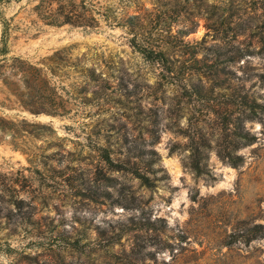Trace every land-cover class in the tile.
Returning <instances> with one entry per match:
<instances>
[{
    "label": "rangeland",
    "instance_id": "374dc122",
    "mask_svg": "<svg viewBox=\"0 0 264 264\" xmlns=\"http://www.w3.org/2000/svg\"><path fill=\"white\" fill-rule=\"evenodd\" d=\"M5 18L0 264H264V0L2 1L0 41Z\"/></svg>",
    "mask_w": 264,
    "mask_h": 264
},
{
    "label": "trees",
    "instance_id": "16d2710c",
    "mask_svg": "<svg viewBox=\"0 0 264 264\" xmlns=\"http://www.w3.org/2000/svg\"><path fill=\"white\" fill-rule=\"evenodd\" d=\"M2 1H10V0H0V3ZM94 18V17H93ZM71 22L78 25H93L92 21L89 19H80V18H73V17H65L62 20H59L58 17L55 19L50 20V23H57V22ZM4 31L2 34V38L0 41V62H5L7 59H9L11 56H9L10 47L8 43V30L10 28V22L8 19L5 18L4 20ZM133 45L147 58L152 61L157 62L164 74L169 77H175L180 78L177 72L176 63L175 60L172 58L171 55L167 53V51L163 49H154L152 47H149L147 45H143L136 40L133 41ZM1 65H4V63H1ZM232 103L238 104L244 111L246 110H252L255 108L256 99L251 98L249 94H245L242 99L238 101H233ZM257 104V103H256ZM55 112V111H54ZM250 114V113H249ZM246 115V116H249ZM219 116V114H218ZM225 128L232 131L233 134L236 135L235 138H237V141L235 142L237 146H240L241 144H245L250 140V138L253 136L250 132V130L246 129L244 126V123L242 121L240 123H233L231 124L229 121H226V124L224 125ZM247 141H242V140ZM102 150V156L103 158L108 162L109 166L112 168H125V165L123 163H118L114 160V158L111 155V149L106 146L100 147ZM136 174L141 177V179L144 182L148 181V176L142 173L141 171H135ZM264 229V223H259L254 226L253 230V236H256ZM65 238V237H64Z\"/></svg>",
    "mask_w": 264,
    "mask_h": 264
}]
</instances>
